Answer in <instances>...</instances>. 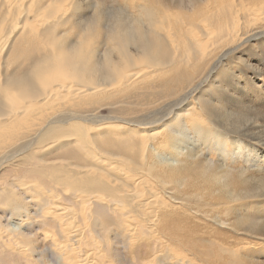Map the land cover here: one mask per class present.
Returning a JSON list of instances; mask_svg holds the SVG:
<instances>
[{
	"label": "bare ground",
	"instance_id": "6f19581e",
	"mask_svg": "<svg viewBox=\"0 0 264 264\" xmlns=\"http://www.w3.org/2000/svg\"><path fill=\"white\" fill-rule=\"evenodd\" d=\"M123 1L104 16L98 3L86 15L78 0H0V264H44L43 246L58 264H197L190 252L250 264L253 239L232 248L231 222L219 235L210 219L264 196V176L215 174L225 148L212 129L232 132L234 111H204L197 92L256 37L264 0ZM185 137L196 150L181 152ZM29 206L37 229L7 226L6 209ZM172 241L187 242L182 255Z\"/></svg>",
	"mask_w": 264,
	"mask_h": 264
},
{
	"label": "rangeland",
	"instance_id": "374dc122",
	"mask_svg": "<svg viewBox=\"0 0 264 264\" xmlns=\"http://www.w3.org/2000/svg\"><path fill=\"white\" fill-rule=\"evenodd\" d=\"M78 1L83 6L81 13L86 11V15H89L92 9L91 7L89 8L88 5L98 3L101 4L104 10V16H106L105 11H111L112 6L117 8L120 4L124 5L125 3L123 0H116L118 2H114V0ZM184 5L185 8H187L190 6V2L185 0ZM252 11L255 14L260 15L257 11H254L253 9ZM76 18L77 19L74 18L72 22L69 21L71 27L73 24H76V22H79V18L81 19L82 17L77 16ZM102 21L103 23L105 22L103 18L101 22ZM69 24H66L65 28H68V26H70ZM263 25L264 24L260 21L253 26V29H255L252 34L257 33L256 37L247 40V42L240 47L241 50L237 53H229L227 57L223 58V60L217 64L218 69L216 68V71L211 72L209 75L210 77L208 76L209 78H206L197 92V95H201L207 100L205 105L202 107L204 111L213 110V112H215L217 110L221 111L225 108L234 111L233 116L228 119L227 124V128L232 132L225 131L222 128L212 129L215 131L214 133H216L215 138H218V140L222 143L221 146L225 148V158L217 159L215 155H211V157L214 158V161H216L214 162L215 174L222 175L221 180L224 181L230 179V175L239 176L241 179L247 180V185H251L255 182L257 177L264 176V34H259L264 31ZM258 26L261 27L259 28ZM98 31L101 33L103 29L101 30V28H98ZM71 32L68 34V39V35L63 38L64 41L67 40L68 42H75L74 39L76 38V33L74 31ZM100 35L101 36H98L97 38L100 40H97L98 42H101L102 40V34ZM100 44H98V46H100ZM181 104V106H186L190 103L184 101ZM108 111L109 110L107 109L102 110L101 114L104 116L108 113ZM246 117L251 119L248 120ZM244 124H248L250 127L245 129L242 126ZM240 132L246 134L242 135ZM192 142V139H182L181 146H179L181 152L186 154L192 150H196L195 145ZM236 142L243 144L245 148H239L236 146ZM206 152L207 151H205L204 155L201 154L199 156L201 158H207L208 155ZM45 156H49V153ZM156 157L154 156V158L168 164L175 165L177 163L169 156L165 157V154L163 153H160V155L156 154ZM261 182H258L257 185L262 186ZM233 189L239 190V186H234ZM230 190V188H227V191L230 192ZM250 194L252 195V190L250 191ZM225 198L229 201L234 200V198H228L227 193ZM238 200L239 199H236V201L233 202L234 209L227 217L226 222H221L217 213H214L210 220L214 222V225H217L220 233L219 235L224 234V230L228 229L226 226H229V223L231 222L232 226L235 228V233L232 240H228V245L232 248L243 240V238L253 239V245H251L252 247H250V249H248L249 251L246 253L247 259L250 260V264H264V196H252L247 199V204L243 206L237 205ZM241 203L244 204V202ZM29 208L27 210L28 212H24L22 215L17 217L6 209L4 213H7L4 217V222L8 223V227L16 228V224L24 221L25 219L24 223L26 224L21 228L25 229L26 227L29 228L30 226H35L34 228L37 229V224L35 225L37 216L34 212H32L34 211V208L33 206H29ZM25 213L28 215H25ZM182 216L184 217L183 221L185 224L186 221L189 222L190 226L193 224V214L190 218H186L184 215ZM214 220H216V222ZM183 221L179 220L178 223L183 225ZM250 221H255V224L252 227L247 224ZM237 223H242L243 227H237ZM36 229H34V231L40 230ZM239 232H245L246 234H240ZM38 238L41 240L43 236L40 234ZM186 243L187 242L185 241L182 243L172 241L169 243V247L173 246V249L175 247V252H177L178 255L179 253L182 255V249L187 247ZM42 246L43 245L41 244V247ZM213 247L217 249L216 245ZM43 249L47 254L44 257L45 259L43 257L41 258L42 262L44 261V264H58L59 260L57 261V259H55V254H53L46 246H43ZM118 251L122 254L129 253L126 248H122L121 246L118 248ZM253 253H255V255ZM189 257H191L197 264H219L218 260L213 257L208 258V256L205 257L197 253L193 254V252L189 253ZM37 258L39 257L37 256L36 259ZM49 260L52 261L50 262ZM59 263H61V261H59Z\"/></svg>",
	"mask_w": 264,
	"mask_h": 264
}]
</instances>
